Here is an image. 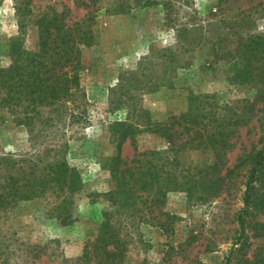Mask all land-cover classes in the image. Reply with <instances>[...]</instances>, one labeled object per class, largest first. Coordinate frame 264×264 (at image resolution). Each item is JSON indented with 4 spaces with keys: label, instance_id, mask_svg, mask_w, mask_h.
Returning a JSON list of instances; mask_svg holds the SVG:
<instances>
[{
    "label": "rangeland",
    "instance_id": "obj_1",
    "mask_svg": "<svg viewBox=\"0 0 264 264\" xmlns=\"http://www.w3.org/2000/svg\"><path fill=\"white\" fill-rule=\"evenodd\" d=\"M19 1L21 16L16 0H0V61L18 17L31 49V20L46 11L92 14L94 42L74 118L47 109L35 129L0 124V157L18 165L60 149L82 178L61 208L37 196L0 216V264H102L104 223L115 227L118 264H264L263 179L243 211L250 154L264 144V51L255 48L264 0ZM120 124L134 128L140 151L126 139L122 156L140 158L127 166L154 184L117 197L109 158Z\"/></svg>",
    "mask_w": 264,
    "mask_h": 264
},
{
    "label": "trees",
    "instance_id": "obj_2",
    "mask_svg": "<svg viewBox=\"0 0 264 264\" xmlns=\"http://www.w3.org/2000/svg\"><path fill=\"white\" fill-rule=\"evenodd\" d=\"M82 4L89 6L85 1ZM21 6V1L16 0L15 11L18 16L22 13ZM68 11H46L31 20L37 31V42L31 49L26 47L22 35L27 23L18 17V34L10 38L6 59L0 61V124L11 121L35 129L38 124L48 120L44 117H50L45 115L47 109L55 111L57 115L67 112L74 118L75 109H78L84 97L81 84L84 70L82 57L84 50L94 42V17L91 14L69 21ZM255 44L256 49L259 46L264 51V38ZM261 76L264 78V59ZM60 107L63 111H60ZM134 133V128L125 124L114 139L115 154L109 158V170L117 181V189L110 193L117 197L137 186L146 188L147 184H154L153 173L148 172L147 175L142 173L140 167L131 169L129 164L127 166V163L139 162V156L130 161L122 156V145L126 139H130L135 152L140 153ZM250 159L252 166L243 192V211L251 206L255 182L264 181V144L251 151ZM127 172L130 173L132 184L129 179H125ZM146 175L150 179L143 178ZM81 187L79 171L66 160L60 149L46 147L42 155L21 159L18 165L9 155L0 157V216L20 201L37 196L52 198L56 203L54 208H61L70 193ZM124 187L126 189L123 191ZM243 233L244 225L240 216V234ZM96 250L102 264H118L122 253L112 224L101 225Z\"/></svg>",
    "mask_w": 264,
    "mask_h": 264
}]
</instances>
